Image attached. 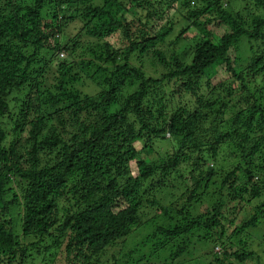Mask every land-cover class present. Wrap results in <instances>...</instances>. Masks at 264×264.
Masks as SVG:
<instances>
[{
    "label": "trees",
    "instance_id": "1",
    "mask_svg": "<svg viewBox=\"0 0 264 264\" xmlns=\"http://www.w3.org/2000/svg\"><path fill=\"white\" fill-rule=\"evenodd\" d=\"M262 222L264 0H0V264H176Z\"/></svg>",
    "mask_w": 264,
    "mask_h": 264
},
{
    "label": "rangeland",
    "instance_id": "2",
    "mask_svg": "<svg viewBox=\"0 0 264 264\" xmlns=\"http://www.w3.org/2000/svg\"><path fill=\"white\" fill-rule=\"evenodd\" d=\"M232 7L236 6V0H230ZM229 0H225V2H230ZM242 4H244V2L242 1L240 4H238V6L240 7ZM225 5V3H224ZM184 11L183 9H181V12ZM172 14L176 16L179 15V12L176 10H172ZM209 15H205V16H201L200 21H204ZM179 17V16H178ZM180 20V22L182 23V19L178 18V21ZM183 23L185 24V21H183ZM202 26L201 25H193L191 27V32L194 34V32H198V29H200ZM211 29H213V31L215 32V34L217 36H222L224 33V29L222 26L220 25H216L213 24L211 25ZM68 33H73L74 30L71 27H68ZM228 30V29H227ZM246 40V39H244ZM247 43V41H245ZM249 44V43H248ZM244 46L239 47V51H237L236 49H231L228 53V55L231 57L232 62L238 67H242L243 70L245 68V66L243 65V62H246V60L248 58H250L251 56V52L248 48L247 44H243ZM171 47L169 45V43H167V41L165 43H160L158 45V48H161L162 50H165L166 55H168L170 53V51L168 50ZM172 49V48H171ZM134 59V58H133ZM142 60L145 61V58H142ZM136 64V61H133ZM132 62V63H133ZM148 63V62H147ZM217 75V77H216ZM213 78V84L212 85H217L218 81H220L218 77H231V79H233L234 77L232 76V72L228 71L225 69L224 66H220L217 69V74H216ZM202 83V87H201V92L205 95H210V89L207 88V86L205 85V79L201 80ZM79 87L82 88L83 91L87 92V93H95L96 91H99V89L97 88L96 83L94 84L92 81L88 80L85 82V84H81L78 85ZM12 96V95H11ZM12 100V98H10ZM12 107H18V103L17 101H12L10 102ZM4 122V126L6 128H8V121L9 119L7 117L3 118ZM169 136L167 135V139L166 140H162L159 141L157 140L155 142V149L159 150L158 154H157V158H160L162 155H164L166 152H169L170 155H172L173 153L177 152L178 149L180 148V145L177 142H172L169 140ZM144 142H138V146H143ZM179 156H183V154L179 155ZM224 159L226 160L227 163H232V160L230 159H226L224 157V155L219 154L214 160H210L209 165L210 166H215V163H218V165L220 163H223ZM163 160V159H162ZM183 189V188H180ZM182 192V191H179ZM170 190L165 191V194H169ZM200 208L203 209L202 206H200ZM12 210V209H11ZM9 211L8 216L9 217H14V210ZM240 216H242V213L240 214ZM261 228H263L262 232L264 234V224L262 222V225L260 227V229L256 232H260ZM16 231H19L22 234V230L16 226ZM245 234V235H244ZM244 235V236H243ZM230 236V234L228 235ZM227 238V237H226ZM251 240H254L253 242H250ZM226 245H222L221 243H211V247L209 250H204V248H208V246L210 245L209 242H207L201 252L194 254V256L190 255V260L187 261L186 257H189V255H182V256H186L184 259L183 258H178L176 262V264H219L220 260H217V257L223 258L224 254H225V250H228L229 252V256H230V252H234L238 249H243L244 245L249 246L251 248H254L255 252H256V258H254L252 261L246 262L245 264H264V238H255L253 234H250V232H245L242 234L241 237H237V236H230L228 237V239H226ZM228 248V249H226ZM231 249V250H230ZM199 251V250H198ZM207 252L206 255H204V253ZM239 252V251H238ZM203 255V256H202ZM41 257H39L40 259ZM45 257H43L44 259ZM232 259L227 260L226 262H224L225 264H240L235 258L231 257ZM57 260V264H81V262H79L77 259L72 261V257L71 260H68L66 258V256L64 255V251L63 250H59V252L56 255ZM113 263V260L105 262L103 264H111Z\"/></svg>",
    "mask_w": 264,
    "mask_h": 264
}]
</instances>
